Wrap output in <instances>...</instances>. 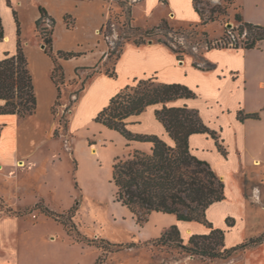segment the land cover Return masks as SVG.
<instances>
[{
  "label": "rangeland",
  "instance_id": "rangeland-1",
  "mask_svg": "<svg viewBox=\"0 0 264 264\" xmlns=\"http://www.w3.org/2000/svg\"><path fill=\"white\" fill-rule=\"evenodd\" d=\"M108 1L111 22L104 28L107 37L103 38L115 50L131 33L127 26L130 19L134 26L142 28L155 27L163 20L175 29L198 27L200 31L208 32L213 41L219 40L236 26L234 15L237 11H240L245 20L264 25V8L256 6V0H233L228 8V15L206 25H201L194 0H168V3L162 0ZM209 1L212 5L225 3L224 0ZM200 6L203 7V3ZM119 14H122V18L116 17ZM230 35L237 40L245 37V34L240 35L238 31H233ZM170 36L180 43L175 46L182 45L188 51L185 58L193 61V64L205 65L206 54L212 52L226 66L241 70L240 81L247 88V104L260 112L262 117L264 105H260L264 102V86L261 84L264 82V42L253 49L225 48L207 51L205 36L201 33L191 31L179 35L171 33ZM220 74L223 72L217 73V79ZM189 78L201 82L200 90L199 87L194 90L182 82L171 83H182L192 89L196 96L191 98L204 110L206 117L213 115L214 120L217 116L215 114L221 112L220 105L229 111L234 110L244 98L241 91L237 90H230L226 95L224 92L222 94V88L220 91L211 90L215 75L207 72L189 75ZM132 82L133 80L126 85ZM73 89V85L68 87L63 101L69 102ZM218 93L222 97L221 103L206 100ZM74 99L73 92L71 102ZM189 107L200 113L197 107ZM239 108L237 116L239 111L245 112L242 104ZM63 109L60 110V105L55 109L61 122L59 133L67 130L63 126L68 111ZM99 112L93 117L89 132L79 133L73 139L63 135L62 138L52 140L54 146H43L36 156L25 163L19 161L16 167L0 170V209L15 217L8 227L12 231L10 236L3 235L0 239V264H172L175 260L188 257L176 242H153L172 224H177L173 223L176 221L174 216L153 213L143 227H140L130 210L116 201L113 164L118 156L128 154L129 147L119 132L95 121ZM143 115L145 119L147 114ZM225 117L230 119L228 113ZM259 119L249 120L240 130L227 128L224 136L219 132L220 128L207 125L217 135H221L223 140L227 139L226 155L218 149L216 140L209 134L201 135L205 139H199L195 147V154L207 160L224 177L226 197L228 195L231 202L236 200L239 186L243 187L245 194L258 188L264 201V119ZM81 122L82 119L78 116L74 120V127ZM141 127L152 126L145 121ZM164 133L167 139H171L165 130ZM73 147L74 150L71 149ZM4 200L12 205V212L8 211L9 208L6 209ZM249 205L251 212L248 218L252 230L263 234L264 206L251 202ZM238 222L240 225V219ZM225 224L228 228L233 227L227 220ZM191 226L192 231L188 230ZM178 228L186 244L192 235L207 233L203 232V225L196 221L179 224ZM237 232L235 230L234 233ZM230 264H244V260L239 259Z\"/></svg>",
  "mask_w": 264,
  "mask_h": 264
},
{
  "label": "trees",
  "instance_id": "trees-1",
  "mask_svg": "<svg viewBox=\"0 0 264 264\" xmlns=\"http://www.w3.org/2000/svg\"><path fill=\"white\" fill-rule=\"evenodd\" d=\"M1 1V0H0ZM11 4V0H6ZM168 3V0H162ZM225 3L211 4L209 0H194L195 11L200 16L201 25L210 21H218L224 15H228V8L233 0H224ZM203 3V7L200 5ZM129 13L130 8H129ZM208 11V14L206 13ZM41 16L37 19V29L43 38V44L48 55L53 59L54 68L52 79L57 85L58 96L53 105V112L57 117L58 127L55 135L59 134L60 120L55 110L62 103L63 89L70 85L78 86L74 91L75 99L66 106L68 111L64 129L67 128L72 116L74 102L85 91L88 81L100 67H92L88 75L78 82L69 81L66 77L62 60L80 56L82 53L75 51L55 50L54 30L56 19L47 9L40 6ZM17 21V49L13 55L7 54L0 60V98L5 103L0 106V114H19L26 117L35 112L37 108V96L33 82V76L29 69V62L24 49L21 36V25L17 12L14 11ZM122 18V14L116 16ZM71 15L65 16L69 27L74 20ZM236 26L231 32L225 33L219 40H211L206 31H200L198 27L175 29L163 20L152 28L134 26L131 19L128 27L131 33L125 37V41L119 44L117 50L109 47L107 59L103 65L104 72L111 78H117V62L127 43L136 45L146 44L150 39L169 46L179 60H184L188 51L171 38L170 34H186L187 32L201 33L205 36L207 50L222 48L253 49L260 41L264 40V25L245 20L237 11L234 15ZM111 16L100 29L102 36L107 37L104 28L109 26ZM124 25H126L124 23ZM233 31L240 35L245 34L241 40L231 38ZM4 38V27L0 15V40ZM113 59V61H112ZM198 66L197 64H194ZM210 69V66L208 67ZM196 93L182 83H166L158 79L156 75L146 78H135L132 84L126 85L109 104L97 115L96 122L102 123L109 129L119 132L126 140L130 151L126 156L117 157L113 164V182L116 187V201L130 210L139 225H144L153 212L174 214L182 221H197L209 228V232L201 235H192L186 244L181 237L177 225H171L162 235L154 239V243L170 244L176 242L188 256L199 257L202 260H227L236 252L244 251L251 246L264 241V233L257 237L232 247L225 246V230L215 228L206 216V209L217 201L226 198L225 183L217 174L212 165L193 154L189 138L192 134L206 133L216 140L218 149L226 155V149L221 144L219 136L211 130L203 121L197 109L184 106H168L166 103L178 98L195 97ZM162 103L163 106L156 110L157 119L163 123L166 131L175 141V145L168 144L156 134L133 133L128 128V118L138 115L149 105ZM63 113L61 114V118ZM260 112L245 113L239 111L238 118L245 121L248 118L259 119ZM133 143H147L149 151L132 147ZM8 211L12 212L11 208ZM232 218H228L229 225H233Z\"/></svg>",
  "mask_w": 264,
  "mask_h": 264
},
{
  "label": "crops",
  "instance_id": "crops-1",
  "mask_svg": "<svg viewBox=\"0 0 264 264\" xmlns=\"http://www.w3.org/2000/svg\"><path fill=\"white\" fill-rule=\"evenodd\" d=\"M255 4L256 6L264 8V0H256ZM40 6L45 7L48 13L56 19L54 30L55 50L82 53L80 56L62 60L67 79L69 81L76 80L80 83L88 75L92 67H100L102 69L89 79L85 91L81 94L79 99L74 102L72 116L66 132L60 131L58 135H55L58 122L53 112V105L58 96V88L52 79V71L54 68L53 59L46 52L43 38L37 29L36 21L41 16ZM14 11L17 12L21 25V36L23 38L24 49L28 58L29 69L33 76L37 96V108L34 113L26 117H22L17 113L0 114V170H4L6 167H16L19 161L25 163L26 160L36 156L43 146L47 144H52V146H54L55 143H53L52 140L62 138L63 135L73 139L75 135L79 133L89 132L91 130L90 125L93 123V117L96 113L99 112L103 106L109 104L108 101L110 97L135 78H146L156 75L162 82H182L189 85L194 90H198L201 82L190 80L189 75L203 74V71L207 72L210 75H215L214 83H212V88H210L211 90L220 91L222 88V94L224 92V95L230 90L241 91L244 98L236 105L234 110L229 111L219 104L221 112L215 114L217 116L214 120L213 115H210L211 117H206L204 115V110H202L199 104H196L192 98H178L166 104L176 107L184 105L197 107L200 110L203 121L212 128H220L219 132L222 136L225 135L227 128L240 130L248 124L249 120H256L254 118H248L245 121H241L237 116V109H240L239 107L241 104L245 107V113L256 112V109L249 107L247 104L248 98L246 96L248 93L247 88L244 87V84L240 81L241 70L235 69L230 65L226 66L212 52L206 54L204 59L205 65L197 63L198 66H195L193 61H189L186 58L184 60H179L176 53L164 43L152 40L143 45H136L133 42H129L124 47L117 62L119 77H109L103 70L109 45L100 33L101 27L109 16L110 2L108 0H11V4L6 0H1L0 15L4 27V38L0 40V60L7 54H14L17 49V21ZM67 14L71 15V20H74V24L71 27H69L65 21V16ZM260 42H264V40ZM209 66L213 68L208 69ZM221 67H223V71ZM221 72H223V74H220L219 79H217V73L219 74ZM261 84L264 86V82H261ZM68 87L63 89L62 103L60 105L61 111L64 110L63 108H66L71 100L73 92L78 86H74V91L70 93L69 102H66L63 101V98ZM197 95L199 96L200 94L197 92ZM203 96L205 98V95ZM220 98L222 99L218 93L217 96L214 94V96L205 99L207 101L221 103ZM4 103L5 100L0 98V106ZM263 105L264 102H262L260 106ZM162 106V103L152 104L140 114L130 116L128 118V127L133 133H156L165 139L167 143L175 145V141L172 138V140L169 138L167 139L164 133L166 128L156 117V110L162 108ZM227 113L230 119H226L225 116ZM143 114H147L145 119H143ZM78 116L81 117L82 122L74 127V120L76 121ZM261 118L264 119V112ZM261 118L259 120H262ZM145 121L150 123L152 127L142 128L141 124ZM166 133L169 135L167 131ZM201 135H206V133L192 134L189 138V144L193 154L197 151L195 147L198 145V140L204 138L201 137ZM221 135L218 136L221 144L225 148V141L227 142V139L225 138L223 140ZM132 147L147 151L151 148L150 144L147 143H133ZM71 149L74 150V147ZM93 150H96V148ZM70 155L73 156L72 151H70ZM195 155L200 158L199 155ZM220 177L222 179L224 178L223 176ZM237 190L238 193L235 201L231 202L227 195L224 200L217 201L206 209V216L208 220L213 223L214 227L225 230L224 242L226 247H232L249 238L262 235L252 230L253 228L248 218L251 212L250 202L264 206L262 193L259 192L258 188L255 189L254 192L248 194L243 193L244 190L241 186H239ZM4 202L7 204L6 209L12 208L10 203H7L5 200ZM153 213H151V215ZM166 215L174 216L176 221L173 223L176 222L178 225L185 224V222H193L179 220L174 214ZM132 216L136 221L133 214ZM14 218L12 214H8L0 209V239L3 235L7 237L10 236L12 231L8 227H10L9 225L12 224ZM227 218L233 219L232 228H228L225 224ZM239 219L241 222L240 225L238 224ZM136 224L143 227V225H139L137 221ZM186 224L188 225L190 223ZM202 225L203 228H205L203 232L206 231L208 233L209 228L204 224ZM238 225L241 227H238ZM188 230L192 231V226L188 227ZM235 230H238L236 234L234 233ZM239 259L244 260V264H264V241L244 251L236 252L227 260H202L194 256H188L175 260L172 264H230Z\"/></svg>",
  "mask_w": 264,
  "mask_h": 264
},
{
  "label": "water",
  "instance_id": "water-1",
  "mask_svg": "<svg viewBox=\"0 0 264 264\" xmlns=\"http://www.w3.org/2000/svg\"><path fill=\"white\" fill-rule=\"evenodd\" d=\"M151 41H152V39L149 40V42H151Z\"/></svg>",
  "mask_w": 264,
  "mask_h": 264
}]
</instances>
